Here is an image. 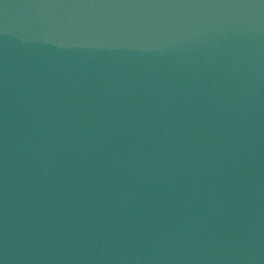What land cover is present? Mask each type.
Returning a JSON list of instances; mask_svg holds the SVG:
<instances>
[{
  "label": "water",
  "instance_id": "water-1",
  "mask_svg": "<svg viewBox=\"0 0 264 264\" xmlns=\"http://www.w3.org/2000/svg\"><path fill=\"white\" fill-rule=\"evenodd\" d=\"M0 264H264V0H0Z\"/></svg>",
  "mask_w": 264,
  "mask_h": 264
}]
</instances>
